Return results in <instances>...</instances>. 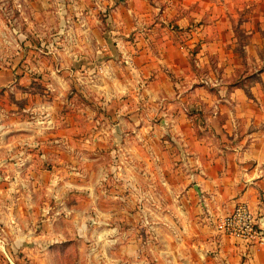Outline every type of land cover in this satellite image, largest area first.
Returning <instances> with one entry per match:
<instances>
[{"label": "rangeland", "instance_id": "rangeland-1", "mask_svg": "<svg viewBox=\"0 0 264 264\" xmlns=\"http://www.w3.org/2000/svg\"><path fill=\"white\" fill-rule=\"evenodd\" d=\"M178 2L0 0V218L43 230L39 240L53 233L44 249L55 264H111L118 245L112 240L128 229L148 253L155 241L150 223L160 208L171 212L177 205L171 156L159 161L152 136L158 107L141 96L139 79H151L155 71L133 66L115 31L157 28ZM230 2L237 28L239 5ZM131 80L136 85L125 88ZM144 142L151 152L142 151ZM127 157L134 166H126ZM126 173L148 194L129 190L120 179ZM219 218L208 215L216 231ZM100 219L105 224L96 225ZM82 222L87 227L80 235Z\"/></svg>", "mask_w": 264, "mask_h": 264}, {"label": "crops", "instance_id": "crops-1", "mask_svg": "<svg viewBox=\"0 0 264 264\" xmlns=\"http://www.w3.org/2000/svg\"><path fill=\"white\" fill-rule=\"evenodd\" d=\"M236 3L237 28L230 0H179L175 14L168 18L164 13L157 28L115 31L126 49L135 51L125 52L133 66L155 71L151 79H139L141 96L146 105L157 104L152 136L161 151L159 161L171 156L177 204L171 212L160 208L150 223L155 241L148 253L129 229L124 238L113 239L118 243L110 252L115 264H264V246L217 232L208 220L247 202L264 234V0ZM199 68L211 71L201 76ZM3 72L0 65V76ZM142 119L144 133L147 120ZM150 149L144 142L142 151ZM130 157L126 166H134ZM123 176L129 190L148 194L132 184V174ZM0 221V264H22L26 258L27 264H55L44 249L55 240L53 233L39 240L43 230L33 232L29 223ZM54 223V218L46 222ZM86 225L78 226L80 235ZM110 230L117 227L111 224Z\"/></svg>", "mask_w": 264, "mask_h": 264}, {"label": "built area", "instance_id": "built-area-1", "mask_svg": "<svg viewBox=\"0 0 264 264\" xmlns=\"http://www.w3.org/2000/svg\"><path fill=\"white\" fill-rule=\"evenodd\" d=\"M216 227L219 232L225 235L250 244L264 246V234L247 202H239L230 214L219 218Z\"/></svg>", "mask_w": 264, "mask_h": 264}]
</instances>
